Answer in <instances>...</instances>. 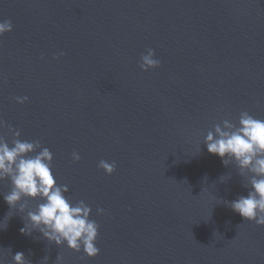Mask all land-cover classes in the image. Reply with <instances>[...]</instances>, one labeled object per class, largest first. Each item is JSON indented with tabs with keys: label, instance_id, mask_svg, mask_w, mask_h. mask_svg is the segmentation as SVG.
<instances>
[{
	"label": "water",
	"instance_id": "95a60500",
	"mask_svg": "<svg viewBox=\"0 0 264 264\" xmlns=\"http://www.w3.org/2000/svg\"><path fill=\"white\" fill-rule=\"evenodd\" d=\"M5 19L0 119L51 150L66 195L92 209L100 249L88 258L23 235L13 210L5 264L17 251L31 264H264V226L219 200L247 195L246 180L203 144L242 111L264 119V0H0ZM148 48L161 66L145 72ZM8 211L0 195V226Z\"/></svg>",
	"mask_w": 264,
	"mask_h": 264
},
{
	"label": "clouds",
	"instance_id": "9594fccd",
	"mask_svg": "<svg viewBox=\"0 0 264 264\" xmlns=\"http://www.w3.org/2000/svg\"><path fill=\"white\" fill-rule=\"evenodd\" d=\"M12 30L11 20L0 21V36ZM63 55V52L59 53V56ZM160 66L161 61L156 58L154 49L148 48L146 54L141 53L139 68L142 71ZM15 99L23 104L28 97ZM6 126L5 121L0 119V129ZM7 127L12 138L9 142L0 134V181L8 180L9 190L0 195L9 206V211L0 229H6L8 219L13 216L10 213L15 210L23 220V227L19 229L21 234L31 236L34 231L39 232V238L47 240L50 245H66L75 252L83 251L88 258L96 257L100 252L96 245L99 225L90 219L91 207L84 200L74 201L66 195L69 188L58 183L53 171L54 157L49 148L43 147L39 140H21L19 130ZM203 144L209 154L221 158L224 166L234 165L238 174L246 180L242 186L248 190L247 195H239L232 201L219 199L220 203L239 214L244 221L264 226V119L242 111L238 123L224 119L222 124H214L204 136ZM71 158L79 161L81 156L73 151ZM97 167L106 175H111L117 165L115 161L100 160ZM230 178L227 175L219 179L224 182ZM29 201L37 203L32 206ZM103 213V208H97V214ZM48 259L45 255L41 264H48ZM56 261L58 264L61 261L59 254ZM12 262L31 264L20 251L12 254ZM0 264H5L2 254Z\"/></svg>",
	"mask_w": 264,
	"mask_h": 264
}]
</instances>
